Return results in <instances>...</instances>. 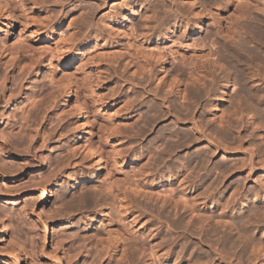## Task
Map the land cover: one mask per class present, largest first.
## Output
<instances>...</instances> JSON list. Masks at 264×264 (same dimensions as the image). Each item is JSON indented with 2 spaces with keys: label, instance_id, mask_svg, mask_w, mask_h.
<instances>
[{
  "label": "rangeland",
  "instance_id": "1",
  "mask_svg": "<svg viewBox=\"0 0 264 264\" xmlns=\"http://www.w3.org/2000/svg\"><path fill=\"white\" fill-rule=\"evenodd\" d=\"M20 1L22 2L21 7L17 3H15L14 0H12V11H11L12 13L11 14L2 10V6L5 5V2L0 1V36L8 28L10 21H12V26H13V29H12V52L10 50H7L5 47H0V51L2 54V56L0 54L1 60H2V69H8L10 71V76L11 75L13 76V78H12V86H13L12 87V95H15V94L20 93V92L22 93V94L21 93L19 94V96L21 95L22 98H19V96H16L11 101V103L13 102L11 109H7L6 107H4V105H2L1 112L3 113L4 111L7 110L6 112L9 113V115L7 116V121L4 123H1V125H0V136L3 135V137L5 136L4 138H7V140H6L7 144H8V146L9 145L11 146V147L9 146V148H11V150H12V148L13 147L15 148V146L17 149L19 146H20V148L21 147L23 148V146H26L27 140L29 139V137L31 135L34 134L33 136L35 138H34L33 146L35 147L36 151L33 147L32 152L36 154V161H35V165L33 166V170L26 172V180H29L30 182L33 181L31 183H34V182L38 183L40 181L42 182L46 178L48 179L52 175L50 178H51V180H53L52 181L53 184H52V189H51L52 194L50 195V199H48L47 201H45L43 203H38V201L34 202L33 211L35 213L34 214L35 217H32L30 221H27V220L24 221L23 216L21 215L22 213H21L20 208L22 207V201H24V203L26 202V204H29V202H31V200H33V198L35 199V198L39 197V195L41 194V191L38 188H36V191L34 193L26 194L20 198L19 197L16 198V196H13L14 198L12 199V196H11L10 199L0 200V228H2V227L5 228L6 237H7L6 241H0V252L4 253V255H8L9 253H12L11 248L13 247L15 249L13 252V255L18 256V259H17L15 264H51V261H52L51 258H53L55 256V254H57V253H59V255H60L61 264H74L75 262H76L75 264H128L127 260H125V262H124L123 258H120L118 256H114L113 251L111 249L109 250V247H108L109 245L107 246L108 248L106 246L104 247L103 245L106 244V243H104L105 241L102 243V246H103L102 247L101 243H100V245H98L99 244V243L97 244L98 241L95 242L94 241L95 239L94 240L90 239L91 236H89L90 240L87 239V236L90 235V233H92L93 231H95V229L97 227L99 228V226L101 225L100 223L97 224L99 217H101V215H102L100 213L101 207L97 203V202H99V200H97V199H99L101 194H102V193H100V191H101L102 185L104 183H101L103 181V179H100L103 177H100V176L96 177V173H97L96 160L94 158H91V157L89 158V155L86 152V149L83 147L85 136H82L78 139L75 138L76 137L75 135H78L79 133H81V130L83 128L84 120L81 117V114H79V106H80L81 102L85 101L89 111L91 112L90 114L93 117H95L96 122L100 123V125L93 127V126H91L92 123L91 122L89 123V121H88V124H86L84 126L85 127L91 126L94 133L96 132L95 130L98 129V126H100L103 129V131H102V129L99 127L101 130L100 134L103 132L102 133L103 135L101 134V136H103V138L108 141L107 142L105 140V142L108 143L107 144L108 148L106 147V152L111 153V158L116 159L117 164L120 166V167L119 166L116 167V165H115V167H116L115 169L116 170L118 169V171H120L121 168L124 171L126 170L128 172V174L126 172L127 176L129 175L130 179L131 178L134 179V180H132L134 183L131 180H130V182H128V184L130 183V186H128V188H130L132 186V183L133 184L136 183L135 186L137 185L136 187L140 188L139 190H136L137 188L133 185L134 188H132V190L134 191V189L136 188L135 191H138L139 195L135 191H134V194L132 195L131 194V192H132L131 188L126 189L127 184L124 185L125 188L122 184H119L118 186L121 185V187L123 186L122 189L123 188L125 189V190L123 189V191L127 190L126 192H124L125 195L128 196V190H129V193L131 194V196H128L131 198L127 197L129 200L127 198H125V199H127L126 201L122 200L121 195H120L121 198L118 197L119 191H118V189H116L117 187H115L117 192L115 191L114 188H113L114 190H112V192L114 191V194L112 193L113 196H115L117 194L118 196L117 195L116 196L118 198H120V200L117 198L118 201L119 202L121 201L120 203H123V206L127 207L128 211L126 213H129V211L132 212L131 215L134 214L133 216L134 217L136 216L134 220L137 221L138 225H140L142 229H144L143 231L145 233H147L146 231H148V233L146 234L147 236H145V235L143 236L142 234L139 233L141 231L140 226H139V228H140L139 229L138 227L134 228L133 225H131L130 219L132 218V216H131V218H129L127 220L125 219L127 221V224L130 225L131 228H133L134 230L137 231L138 237H140V235L142 236L141 238H138V240H137V241H139V240L141 241V242L140 241L139 242L141 243V245L143 244L142 247L141 246L137 247V245L132 246L133 243L131 244V247H130V248L135 247L134 249L136 251L140 250L139 252H137V253H139V255L137 254L138 257L139 256L142 257V255L144 254L143 252H145L144 255H148L149 252H151V251L153 252V250L155 251L156 249L154 248V245H153L154 243L152 244V242H151L152 238H154L158 241L161 234H162V237L164 239H166V237H168V236H169L168 238H170V236H172V237L175 236L173 238L171 237L169 240H168V238L166 239V241L163 240L162 244H163V246L168 245V246H166L167 248L164 246L168 250L171 246L172 248H170V251L174 250V251H172L173 254H175L176 251L177 250L179 251V249H180V253L178 251H177V253L181 254V256H179L180 258L178 256H175L176 254L174 255L175 257L178 258V259L175 258V261H174V259H172V258H174V256L171 258L173 261L170 259L168 261V263L165 260L164 261L162 260L161 261L162 264H166V263L167 264H169V263L170 264H173V263L176 264L175 262H177V264H181V263L184 264L185 262H186L185 264H187V263L188 264H194V262H196L197 258H198L197 261L202 260V262H199V263H203L204 257H205V259L207 258L208 260H211L213 258V260L211 261L212 262L211 264H219V263L220 264H225V263L230 264L231 262H232L231 264H238V263L239 264H247V262L249 264V261H252L253 263L255 262L254 264H264V255H263L264 252H261V254H260L259 253L260 251L258 252V249H257L255 252V258H254L253 250L255 248L252 247V244H251L255 241L257 242L258 240L264 239L263 238L264 232H262L264 230L263 229L264 228V216H262L261 218L259 217V212L260 211L264 212L263 211L264 208L262 209V207H264V192L261 190L262 185L264 183V177H263L264 176V170L258 169L257 171H254L253 176H250V178L248 177V179L245 177L247 175L245 173L242 175L240 173L231 174V172L229 173L228 171H232L231 168L233 169V168L239 166V164L242 161L241 157L240 156L236 157L234 155H231V157L233 158L232 159L229 154H225L224 151L222 150L223 149L222 147H224L225 144L228 145V142H227L228 139H230V140L234 139V140H232L233 142L229 140L228 146H230V144H231V147H228L226 145L224 148H232L233 146H235V148H236L238 143H240V141L242 139L244 141V142L242 141L244 144L243 145L244 150L250 149V151L248 152L249 154L246 157V159H248L251 152H253L255 150L256 144L259 143V141H260L259 138H261L260 136L264 135V133L262 132L263 129L262 128L259 129V126L261 127L262 125H258V127L256 126L257 124L260 123V120H258V116L257 115L255 116V114H253V116H255L257 118L250 116L251 123L253 122V124H251V126L253 125L254 129H253V127H250L248 130H246L243 128L242 123H238L240 126L238 128H241V129H238L235 126L236 124H234V126L236 127V128L234 127V129H235L234 130V129H232L233 127H228L227 125H224V127L223 126L218 127L216 124L214 125L210 122L211 116L206 115V112H207L206 110H209L211 107L210 105H212L213 103H214L212 105L213 108L216 107L215 100H218L219 97L221 96V94L225 93L226 94L225 97H229L228 94H230V96H231V94L235 92L234 89L237 91V89H236L237 86L233 83H230L227 87H225L224 85H223V87L222 86L221 87L214 86L213 91L211 90L210 92H208L209 89L212 87V85H208L207 83L210 81L211 83L210 82L209 83L212 84V80H209L212 78H211V76H208L209 74H207L208 70L210 69L208 67L207 63L204 64V66L206 65L205 68L200 69V70L196 69V67H194V66H192V67L188 66L190 68V69H188L187 67L179 64L177 62V60L174 58L175 57L174 51H170V50H175L176 48H180V44H181V47H183L184 45L185 46L191 45L190 46L191 48H196V45H197V48H199L201 45L202 47H200V48L205 47V50H207V51H209V53H211V55H210L211 58L207 57V56L206 57L208 59L210 58L209 59L210 61L213 60L211 62L214 64L216 62L218 63V61H219L218 58L221 57V54H222L221 51L223 52V48L220 47V46H222V44L218 41L220 43L219 44L215 40L216 38H214L213 35H212L213 38H211V34H208L209 31L211 30L209 28V26H208V30H209L208 32H207V27H202V29L200 31L194 30V28L196 26L195 17H193L194 15L190 14L189 13L190 11H188V8L190 6V5L188 6V4L191 3V2H189L190 0H188V4L186 5L187 9L184 10V13H181L184 17L180 13L179 14H178V12L176 13L175 9H173V11H172V8H174L173 6H178L177 2L179 3V1H177V0H173V1L170 0L169 1L168 0L169 3L165 5V7H166L165 15H166V18H168V19L165 18V20L166 21L169 20L170 24L173 25V27L171 26V28L173 30L169 31V33L167 30H162V28H163L162 26H161L162 28L157 27L158 24H160V25L163 23L165 24L166 21L165 20L163 21L162 19H158L160 21H158L157 19H154L155 21L151 20V25H148V27L146 29L144 23H142L145 20L144 19L145 18L144 11L139 12L134 18H131L129 16H125L126 14L123 13V7L120 5L122 3V0H117V1L106 0V6L97 12L92 11L93 13L90 12V9H89V7L92 5V3H94V2L91 3L92 0H67V1H65V3L62 4V6L60 4L57 5L56 0H20ZM153 1L159 2V0H153ZM193 1L198 2L196 0H193ZM125 2H126V0H125ZM196 7L197 8H195V12L199 11V10L204 11V8H202V7H205V6H201L200 4H198ZM167 9H168V11H166ZM256 16H254L256 19H259V18L263 19V17H261V16H259V17H256ZM11 17H12V19H11ZM186 19H187V21H186ZM152 21L154 24L152 23ZM205 23H206L205 25H207V23H209V22L206 21ZM170 24H169V26H170ZM193 25H194V27H193ZM174 27H176L177 29H174ZM181 28L183 29L182 31H187V33L183 34L182 32H180L179 29H181ZM263 28L264 27H261V30ZM145 30L147 32L151 31V32H149L148 37H147L148 34L146 33ZM129 32L130 33L132 32L133 38H136L134 40L136 42L138 41V44H139V45L135 46V49H134L135 52L130 47V41H129L130 38L128 37ZM160 32H162V33H160ZM263 32H264V29H263ZM125 33L127 34L128 38L126 37ZM159 33L161 36L158 35ZM208 35L210 36L209 38L206 37ZM200 41H202L203 43ZM198 44H200V45H198ZM193 45L195 47H193ZM203 45H204V47H203ZM208 48L210 50H208ZM261 50H263V51H261ZM137 51H139V52H137ZM256 51H259V54H260V58H258V59H264L263 58L264 56H261V54H263V52H264V48L263 49L257 48ZM218 52L220 53V55L218 54ZM135 53L137 55H139L138 58H136L134 56ZM212 54H213L214 59L216 61L213 59ZM216 54H218V55H216ZM140 56L143 58H141ZM133 57H134V59H133ZM140 59H142V60H140ZM204 59L202 58L203 61L201 59L200 60L202 62H204L205 61ZM258 59L253 60V61H255V65L258 64V62L260 61ZM144 60H148L147 62H149V64L152 63V65H150L151 68H149L152 70V71L151 70L149 71V72H151L150 76L147 77V75H149L148 69L144 73L145 75L147 74L146 75L147 78H145V75L140 76V75H136V74L132 73L133 70L136 69L134 67V65L136 66L138 63L141 64ZM60 61L64 62L65 64H62V62H60ZM201 61L199 62V64H201ZM253 61L251 63V67L250 66H249L250 68L248 67L249 68L248 71L247 70L245 71V74L247 76L250 75V78L253 76L252 77V81L254 80L253 83L256 81L260 82V83L256 82L255 85L257 86V88L259 90H261L262 94H264V92L262 91L264 88V77H262V76H264V73H259L260 70H261V72H264L263 71L264 68H261L260 70L258 68V67H264V62H263V60H261V62H263V63L259 62L260 66H259V64H258V66L256 65L258 70H255L256 67L255 66H254L255 68L252 67L254 65ZM217 63H216V65H218ZM126 66L128 68L133 67L130 70L131 72L127 70L128 68ZM193 67H194V70L196 69L195 70L196 72L198 71L199 74L202 75V76L197 75L198 72L194 73L195 76L197 75V77L200 78L199 84H201V83L203 84V83H205V81H207V82L205 84H203L204 86L201 84L199 89L202 91H200L198 89L199 92L197 91V88H194L192 86L188 87V88H192V90L196 91L194 93H196V94L198 93L197 94L198 96H199L200 92H201L200 94H202L204 92L205 94L208 93V95H204V93H203L202 95H204V96L200 95L199 97L200 98L204 97L205 99L201 98L202 99L201 100L198 97H196V99H195L194 93H192L193 91L190 92L191 89L190 90L188 89V91H189L188 95L190 93H192V94L189 95L187 97V99L183 100L182 94H184V91H182V89H184L187 86V85H185L184 82H187L186 84H188L190 82V81H188L189 78H187V77L190 76L189 73L192 75V70H193L192 68ZM11 68H12V71H11ZM172 68L176 69L178 72L180 70V75H182L183 77L180 76L179 77L180 79H179L176 76L179 79V81H176L177 78L175 77L176 78L175 82H179V84L181 86L179 87L178 91H177V89L168 90L167 89L168 86L167 87L165 86L166 88L164 87L163 89L160 90V94L161 95L165 94V96H167L169 94L168 96L170 97V99L167 96V99L169 100V102L172 103L173 106L177 105L176 107L182 108V109L177 108V111L175 109V112H178V114L177 113L176 114L178 116H180V118H182L183 120L186 118H188L190 120L195 119L194 123L196 122L197 126H199L201 129L203 128V132L206 131L207 134H209V132H210L209 137L213 138V139H211L214 142L213 144L216 145L217 147L221 148V149L218 148L217 151L215 150L216 152L206 142H204L205 144L202 143V145L201 144L200 145L199 144L198 145L192 144V145H190V147L188 146V148H187V146L186 147L184 146V147H182V150L180 152L175 153L172 150L173 145L175 143L174 139H173L174 137H172V134H169L166 130L167 129L169 131L172 130L173 132H175V130H176L177 132H179L178 130L184 129V131L182 130V133L185 132L186 134L189 133V135H193L192 136L193 138L191 137V139L193 140L195 136L191 130L193 127L192 124L190 127V125L186 123V125L184 126L185 128L176 126V127H174L175 130H173L174 129L173 127H172V129H170V128H171V126H175V122L171 118H167L166 120L155 122L156 117L153 115V113L155 114L156 112L155 111L153 113L151 112L153 110L152 106L154 107L155 101L153 99H151L152 97H150V96L152 95V91H154L153 89L156 88L155 87L156 84L158 85L160 83V80H158V79H160V77H162V76L167 75V73L170 70H172ZM207 68H208V70H207ZM252 68H254V70ZM165 69H167V70L164 71ZM194 70H193V72H194ZM204 70L207 72L205 73ZM251 70L254 71V72L253 71L251 72L252 75L250 74ZM184 71H185V73H184ZM188 71H189V73H188ZM219 71L220 70H218V73H219ZM152 72H153V74H152ZM209 72H213V69L209 70ZM3 75H4V73L0 72V79H2ZM203 76L208 77L207 80H204L205 78L203 79ZM257 76H258V78H257ZM171 77H170V79L168 78L167 85H168V83H170L169 80H172L174 78V74H173V78H171ZM193 78H195V77H193ZM260 78H262L263 81ZM51 79H54L56 84H52V82L50 81ZM69 79L70 80L71 79H75V80L77 79V81L80 80L81 82H84L85 93L90 95L92 97V99H94V100L89 99L90 96L88 98V97L84 96L83 93H82L83 95L81 93H78L76 96L74 95L73 101H66V99H65L66 91L63 89V87H64V83L66 81H69ZM121 79H123V81ZM146 79H148V80H146ZM201 79H203L204 82ZM181 80H182V82H181ZM20 81H21V83H20ZM124 81H126V82L124 83ZM121 82H123L124 84H122ZM131 83L133 84V86ZM206 84L208 85V87ZM134 85H135V87H134ZM205 85H206V87H205ZM230 86H232V89ZM18 89H19V91H18ZM203 89H205V90L203 91ZM206 90H208V91H206ZM149 91H151V95H150ZM215 91H217V92H215ZM231 91H233V92H231ZM146 92H148V93L146 94ZM165 92L168 94L166 95ZM177 92L179 94H177ZM211 93L214 95H212ZM217 93H219V94H217ZM170 94H172V95H170ZM180 94L182 97L180 96ZM215 94H216V96H215ZM217 95H218V97H217ZM79 96H81V97H79ZM191 96L193 97L192 99H191ZM208 96H209V98H208ZM84 97H86V98H84ZM26 99H27V101H26ZM205 100L209 101V102H207V104L209 103L208 104L209 106L205 104L206 103V102H204ZM227 100H228V98H227ZM23 101H26L27 103L26 102L22 103ZM192 101H193L192 104L193 105L197 104L198 107L195 106V108H194V106L191 104ZM198 101H199V103H198ZM257 102H258V100L256 99V103L254 102L252 104L253 106L251 105V107L253 109L255 107L256 110L257 109L258 110H264V101L263 102L261 101L259 103L261 105L257 104ZM76 103H77V106L79 105L78 108L76 106ZM151 104H153V105H151ZM190 104H191V106H190ZM201 104H202V106H200ZM227 104H228L227 101H224V102L222 101V103L220 104L221 108L225 107L224 105H226V107H227ZM149 105H151V106L149 107ZM155 105L157 106V103ZM180 106H183V107H180ZM204 106L205 107L207 106V108L209 107V109L205 108V110H204V108H203ZM262 106H263V108H262ZM21 107L26 108V112H25L26 114H22V108ZM147 107L151 108V109H148ZM184 107H186V110L189 107H190L189 109H191L192 107H193V109L187 110V112L185 114L186 110L184 111ZM146 109L148 111L150 110V113H152V115H153V116L152 115L151 116L153 118H155V120L153 118H151V120L152 119L154 120L155 124L152 120V124H154V125H151L148 127H145L144 125H142L145 123V121H144L145 118H142L143 116L144 117H151V116H148L149 114L148 115L146 114V113H148V111H146ZM179 111H181V112H179ZM188 111H190V112H188ZM144 113L146 114V116ZM179 113H180V115H179ZM181 113H182V115H181ZM187 113L189 114L188 116H187ZM191 113H192V115H191ZM202 117L204 118V120L202 119ZM209 117H210V119H209ZM22 118H24V119H22ZM254 120H255V122H254ZM256 120L259 123L256 122ZM246 121L243 120L244 123ZM254 123H257V124L255 125ZM101 125H103V126H101ZM225 127H227V129H225ZM242 128H243V130H242ZM251 128L254 131L251 130ZM244 130H246V131L244 132ZM249 130H251L252 133ZM163 131H166V132L164 133ZM211 131H213L212 134H211ZM247 131H249V133ZM117 133H119L120 135ZM252 134H254L255 136ZM257 134L258 135L261 134V135L258 136ZM231 136H233V137H231ZM235 136H237V137H235ZM158 137H160L162 139V141H158ZM252 137L254 138V140ZM170 138L173 140H171ZM249 138L250 139L252 138V139L250 140ZM2 139L3 138H0V140H2ZM209 139L210 138H208V141H210L209 143L212 144V141ZM239 139H240V141H239ZM256 139H257V141H255ZM258 139H259V141H258ZM116 140L119 142H117ZM3 141H5V140H3ZM166 141H167V143L165 144ZM215 141L218 143V145ZM42 142H43V145H42ZM230 142H232V143H230ZM234 142H236V143L238 142V143L235 144ZM255 142H257V143H255ZM154 143H155V145H154ZM71 144H72L73 148L75 147L74 156L72 154L73 152L67 151L68 146ZM109 144H110V146H109ZM112 144H114V146ZM163 144H164V147H162ZM221 144H224V146L223 145L221 146ZM170 145H172V146L170 147ZM249 146H251V147H249ZM110 147H112L113 149L116 148L118 150V152L116 149H114L115 151L112 149H109ZM169 147L172 149H170ZM163 148L164 149L166 148L165 150H168V152L165 153V151H163L164 150ZM161 149H163V150L161 151ZM211 150L214 151L215 153L212 154ZM145 152H147V154H149V155H147ZM161 152H163V153H161ZM169 152H170V156H169ZM85 153H87V154H85ZM107 153H106V156L107 155L110 156V154H107ZM164 153H165V155L168 153L167 155L169 157L168 158L166 155V159H164L165 161L160 160L161 159L160 157H162V159H163V157L165 156V155L161 156V154H164ZM196 153L197 154H202V153L206 154L204 157V159H206L205 160L206 162L203 159L202 162L200 161L197 163L198 165L201 163L199 165V167L201 166L200 167L201 169L198 167V165L196 163H194V165H192L193 163H190V161H189L190 157ZM133 154L137 157H135ZM138 154H141V155L139 156ZM207 154H208V156H207ZM118 155H119V157H118ZM122 155L124 156V159H123ZM142 156H144V157H142ZM184 157H186V158H184ZM260 157H262L261 159H263L264 155L261 153L260 154L258 153V155H257V152L253 155V160L256 161L255 164L259 163V159L257 160L256 158H260ZM109 158L110 157H108L107 160ZM142 158H144L143 161H142ZM136 159H139V161ZM145 159L146 160L148 159V161L150 160L149 163H148V161L146 162L147 165L144 163V161H146ZM119 160H120V162H119ZM154 160H157V161H154ZM180 161H182V162H180ZM225 161L228 163L230 161V162H232V164H231V166L228 165V167H229V170L227 168L228 171L226 169L222 170L221 175H220L218 173V170L221 169V168H219L220 164L224 163ZM263 161H264V159H263ZM1 162H3L2 159H0V163ZM141 162H142V165L138 166V163H141ZM150 162L154 163L153 166H152V163H150ZM179 162H180V165H179ZM143 163H144V165H143ZM183 164H186L188 169L186 168V165L184 166ZM204 164H207V165L205 166ZM218 164H219V167H218ZM102 165L103 164H101V166H100L101 170L99 172L101 174L105 173L104 174V177H105V175H107L109 172L111 173V169H109V167H107L109 165V166H111L110 168H112L111 161L105 162L106 167H104V165L103 166ZM172 165H174L175 168ZM181 165H182V167H181ZM188 165H189V167H188ZM202 165L205 166L204 167L205 169L203 168L204 170H202V167H203ZM193 166H196V167L194 168ZM256 166L257 165H255V168H257ZM102 167H104V169ZM142 167H143V170L141 171L140 169H142ZM170 167L172 168V170L169 169ZM192 167L195 169L194 172H193ZM214 167L215 168L218 167L216 169V171H214L215 170ZM138 168H140V169H138ZM197 168L200 170L199 173H197L199 171ZM190 170H192V171H190ZM220 171L221 170H219V172ZM225 171L228 172L230 175L228 174V176H227L226 175L227 173H224ZM222 174H223V176H222ZM55 175L60 176L57 179V182L54 181V178L52 179V177H54ZM141 175H142V179H144L146 181L143 180V182H142V179H140ZM182 175L185 179L184 178L182 179ZM224 175L226 176L225 180H224V177H225ZM74 176L77 178H79L80 176L83 177L84 180H80V182H78V185L80 183L81 188L88 187V189H90V194L92 193V197H93V194L96 196V197L95 196L93 197L95 199L96 203H95L94 199H92L94 202L91 201L92 204L89 205V207L88 206L86 207L83 203H80L82 200H80L78 195H73V191L77 190L79 187L78 185L76 186L74 183V181H75ZM129 176H128V178H129ZM136 178H138L139 180H137ZM259 178H261V179L259 180ZM97 179L100 182L97 181ZM181 180H184V181H181ZM187 180H189L190 182ZM203 180H204V182H203ZM208 181L209 182L211 181L210 183L212 185L214 184L213 186H216L214 190L210 189V191H209V188H211V187L214 188V187L212 185H209L210 183ZM255 181L256 182L260 181V183L257 182L258 184H260V186L257 185V183ZM0 182H2V181H0ZM177 182H179V183H177ZM207 182H208L209 187L206 185ZM220 182L222 185L220 184ZM6 183L9 185H12L14 187V188H12V186H10V191H12V193L14 192L13 190H17V189L22 187V186L18 187L19 186L18 184H20V183H16L13 180L12 181L8 180ZM216 183L219 186L218 188H217ZM233 183H234V185L236 183V186H238V187L242 186L243 188L241 187V189H239L240 187L236 188V186H234L236 189V190H234ZM42 184H43V182H42ZM138 184H140L142 186H140ZM182 184H183V186L185 184L188 186H186V185H185V187L182 186L183 188L181 190L180 187ZM237 184H240V185H237ZM243 184H244V186H243ZM189 185H190V187H189ZM191 186H192V188H191ZM250 186L252 188H250ZM258 186L260 189L258 188ZM121 187H120V189H121ZM248 187L250 189H252V191ZM256 187L259 190H257ZM144 188H146V189H144ZM185 188H187L188 190ZM203 188H204V190H203ZM247 188L249 191L247 190ZM88 189H87V191H89ZM95 189L96 190L99 189V191L98 190L97 191L100 195H98V193H96L97 194L96 195L94 192H92V191H96ZM245 189L247 190V193H244V192H246ZM253 189H254V191H253ZM84 190H86V188ZM102 190H104V185H103ZM185 190L187 192H185ZM239 190H241V191H239ZM255 190L258 192H256ZM199 191L201 194V195L199 194L201 196V198H199L198 196L196 198V195L199 193ZM235 191H236V193H235ZM101 192H103V191H101ZM184 192H185V194H184ZM203 192H205L204 196H206L205 197L206 199L203 198L204 197ZM228 192L230 193V195H231V192L232 193L234 192L235 194L233 193L234 195L232 194V196H230L228 194ZM241 192H243L247 196L246 195L243 196L244 194ZM253 192H255V193L253 194ZM149 193L153 196H150ZM256 193H258V195H256ZM135 194H137L138 196L137 195L134 196ZM208 194H209V196H208ZM252 194L254 196L255 195L256 196L254 197ZM192 195H195V196H192ZM73 196H76L75 198L78 197L79 199L77 198L78 200L76 199V201H75V198ZM139 196H140V198H139ZM227 196L228 197L230 196L235 202L238 201V203H240V205L238 203L235 204L234 201H233L234 203L231 202L232 199H229L230 197L227 198ZM237 196H239L240 198ZM115 197H114V202L116 204H114V205L116 206L118 201H116L117 199ZM150 197H152V198H150ZM168 197L170 198V201L172 200L171 202L169 201L170 203L168 202L170 206L168 205V203H165L166 205H164V203H163L164 198L167 199ZM249 197H251L253 200ZM65 198L69 199V200L67 199L68 202H65ZM71 198H73V200ZM195 198L197 199V201L200 204L196 201ZM226 198L229 200L228 206L226 204V203H228V202H226L228 200H225ZM193 199H195L196 202ZM177 200L182 201V202L183 201L186 202V204H188V206L183 202V203H177L176 207H174L175 206L174 201H177ZM218 200H219V202H218ZM155 201H157V202H155ZM204 201H205V203H204ZM119 202H118L117 206H119V208H120V205H122V204H120ZM125 202H126V205H124ZM128 202H129V204L127 206ZM190 202L191 203L194 202V203L190 204ZM12 203H14V204H12ZM70 203H71V205H67ZM82 204H83V206H82ZM172 204H173V207L171 206ZM178 204H179V206H178ZM180 204H182V205H180ZM189 204H190V206H192V208L194 207L195 209H192V208L188 209ZM221 204H222V206H221ZM250 204L253 206H251ZM262 204H263V206H262ZM97 205H98V208H97ZM130 205L131 206L133 205V207H132L133 209L131 208ZM183 205H186L187 208L184 207ZM199 205H200V207L201 206L202 207L201 208L198 207ZM203 205L204 206L206 205V206L204 207ZM210 205H211V207H209ZM235 205L237 206V208ZM90 206H92L93 209ZM160 206L163 208H161ZM207 206H208V208H207ZM134 207H135V209H134ZM177 207L178 208L180 207L181 209L180 208L178 209ZM255 207L257 208V210H260L257 213L258 216L253 214V218H250L251 215L249 216V213H251ZM94 208H96V209H94ZM184 208L188 209V211L186 209L184 210ZM196 208L197 209L199 208V209L196 211ZM218 208L221 209V212H219L220 210ZM243 209H246V211H244ZM250 209H251V211H250ZM121 210L123 211V209H121ZM192 210H195L196 212L192 211ZM247 210H249L250 212ZM240 211L242 213H240ZM197 212H199L200 216L205 215L206 213L207 214L210 213L212 218L214 217L213 221L211 219L210 214H209L210 217H206V216L203 217L202 216L203 217V219H202V217L200 218V216L197 214ZM227 212H228V214H227ZM124 213L125 212H122L123 215H126ZM157 213H158V216H157ZM162 213H163V215H162ZM164 213H166V214H164ZM167 213H168V215H167ZM195 213L197 214L196 216H195ZM238 213H240V214H238ZM243 213L246 214V216ZM56 214L60 217H58ZM114 214H116V213L114 212ZM260 214L263 215V213H261V212H260ZM137 215L140 217H138ZM164 215H166V216H164ZM181 215H182V217L179 219V217ZM236 215H238V217ZM37 216H39L41 218V220L43 219L45 221L44 224H46L48 229H49V230H47V233H46V243L42 249V251H43L42 253H41V251H39V248H38L39 245L37 243L41 241L39 236L42 235L41 233H43V230L41 229V227H38L37 224L35 223V221H36L35 219ZM223 216H225V221H224ZM235 216H236V218H235ZM244 216H245V218L249 216L248 218H250V219H254V217H255V220H253V221L256 222V220H257L259 227L257 224H256V226L251 225L252 223L255 224L252 221L249 222L251 224H249L248 222H247L248 224L247 223L245 224V222H244V225H246L245 229L248 228L247 226H250V227L252 226L254 228L249 227L248 230L246 229L247 231L244 230L246 234L244 232L243 233L240 232L242 235L241 234H239V235L242 237L246 235L247 238L248 237L253 238V240L251 238H250L251 240H248L249 238L244 239V240H246V243L249 241L248 243L251 245V247H250V245L246 244L247 246L245 245V248H248L247 251H243L241 249V247H239V248L233 247L234 249L231 248L230 250H233L234 252L231 253L229 251V249L228 250L223 249L222 239L220 240V237L222 236V234H226V232L229 233L230 227L235 228L234 224L238 222L235 220H238L239 217H240V219H242L241 217H244ZM257 217L261 220L258 221V219H256ZM52 218L54 220H52ZM61 218H62V221H61ZM198 218L202 219L201 223L202 224L204 223L203 225L201 223H199L200 221H198V220H200V219H198ZM207 218L209 220H207ZM245 218H243V219H245ZM169 220H170V222H169ZM222 220H223V226L221 227V225H222L221 221ZM172 221L177 222V223L179 222V226H180L179 229L180 230L178 229V230L174 231L173 228H172L173 230H171V227H172L171 222ZM203 221H205V222H203ZM219 221H220L221 225H220ZM232 221H234L235 223ZM247 221H249V220H247ZM54 222H56V223H54ZM95 222H96V225H94ZM141 222L143 225H141ZM197 222H198V224H197ZM207 222L209 224H207ZM217 222L219 224H217ZM229 222L231 224L233 223L232 224L233 226H231V224ZM180 223L182 224V226H184V228L181 227ZM260 223H261V226L263 225L262 227L260 226ZM51 224H53V225H51ZM90 224H91V226L94 225L92 229H90ZM224 224H227V226L229 224V227H228L229 229L228 228L226 229L227 226ZM207 225H209V226H207ZM145 226H146V228H145ZM200 226H201V228H200ZM204 226H206V227H204ZM210 226H211V229L213 227V229H216V230L221 227L219 230H217L218 232L215 231L218 234L217 233L213 234V232L212 233L210 232L212 235L217 236V239H219L221 241V243H219L220 241H218L217 239H211L213 236L209 237L210 233L208 231L210 229ZM147 227H149V228H147ZM185 227L188 229V231L187 230L185 231V229H186ZM208 227H209V229H208ZM4 228H2V229L4 230ZM52 228H53V230H52ZM205 228H206V230H208V231L205 230L206 233L203 232ZM222 228L226 229V231H224V229H222ZM234 228H231V230H233ZM258 228H260V229L258 230ZM213 229H212V231H213ZM149 230H151V231H149ZM182 230L185 234L184 236H183V234L181 235V233H183ZM255 230H257V231H255ZM153 231L155 234L153 233ZM191 231H193V232L195 231L194 233L198 237L194 236L195 234ZM196 231H197V233H196ZM222 231H223V233L221 234ZM156 232H158V233H156ZM198 232H199V235H197ZM235 232H231V233H234V236H235V234L238 235L237 232L236 233ZM247 232H249V233H247ZM260 232H262L263 235ZM39 233H40V235H39ZM152 233H153V235H152ZM188 233L194 234V235H190ZM83 234H84V238L86 237L85 239L82 237ZM204 234L206 236L202 237V235L204 236ZM248 234H249V236H248ZM165 235H167V236L165 237ZM179 236H181V237H179ZM182 236H183V238H182ZM207 236L210 239L207 238ZM255 236L258 238V240H254V238L257 239ZM101 237H103V239H104V236H101ZM191 237H192V239H191ZM149 238H150V240H148ZM176 238H178L179 240L181 238L182 239L179 241ZM184 238H187L189 240L188 241H186V239L183 240ZM203 238L206 239V243L212 241L211 242V245H212L211 248L213 247V245H216L213 247L216 250L211 249V251H210L208 249L205 250V248L203 249L202 247H200V249L202 248L203 251H201L198 248L199 250L194 249V250H192L193 252H190L191 247H196L199 245V244H197L198 242H196V241H198V239L204 240ZM162 239H161V241H162ZM172 239H173V241H172ZM156 240L154 242H157ZM182 240H183V242L181 244ZM207 240H208V242H207ZM214 240H216V242H214ZM164 241L166 243H164ZM171 241L173 242V244L175 246L172 245V243H170ZM251 241H253V242H251ZM186 242H188V243H186ZM192 242H194V243H192ZM204 242H205V240H204ZM184 243H185V245H184ZM177 244H179L180 246L182 245V248L179 247V245H177ZM208 244H210V243H208ZM16 245H18V246H16ZM150 245H151V247H153V249L151 248V250H150ZM138 246H139V244H138ZM174 247H176V248L174 249ZM188 247L190 248V250ZM219 247L220 248L222 247V248L220 249ZM217 248H219L220 250L229 251L228 253H229L231 258L229 256L228 257L231 260H229V258L226 257L228 255V253H226L227 254L226 255L224 253L225 251L224 252L222 251V254L224 253L222 255L220 253V250ZM251 248H253V249L251 250ZM181 249L182 250L186 249L185 250L186 253L184 250L181 251ZM141 250H142V252H141ZM217 250L219 252H217ZM244 250H246V249H244ZM106 251H108V252H106ZM194 251H195V253H194ZM196 251H198V252H196ZM241 251L243 252V254ZM104 252H106V253H104ZM140 252L142 255H140ZM189 252L192 254L190 255ZM205 252H206V254L204 255V257L202 256V258H201L200 256L202 254H204ZM211 252H213V253L216 252L218 255L216 253H215L216 256L213 255V253L211 255H209V253H211ZM244 252H246L247 254ZM63 253H65V254H63ZM79 253H80V255H79ZM159 253L160 252H158V255L161 254V253L160 254ZM197 253L198 254L202 253V254L201 255L199 254V257H198ZM251 253H253V255H252L253 257L251 256ZM61 254L63 255L64 258L67 256L66 258L75 257V259L73 258V259H69V260L66 259L65 260L64 258H61L62 257ZM234 254H235V256H234ZM183 255H184V257H183L184 259L182 258ZM207 255L209 258L207 257ZM219 255H222V257ZM256 255L258 258L256 257ZM192 256H194L195 261L192 260L193 259ZM241 256H242V258H241ZM245 256L248 257V259L244 258ZM187 257H190V258L187 259ZM218 257H219L220 261L218 260ZM220 257H221L222 261H221ZM238 258L241 259L239 262L237 261ZM251 258L254 261L249 260ZM118 259L119 260L122 259L123 261L121 260V262H118L119 261ZM185 259H187V261ZM190 259H191V261H189ZM223 259H225V260H223ZM256 259H257V261H256ZM208 260H205L204 263L207 261L205 264H210L209 263L210 261L208 262ZM226 260L227 261L229 260V261L227 262ZM3 262L4 263L6 262L5 264H8L6 259H4V260L0 259V264H4ZM195 264H198V263H195Z\"/></svg>",
  "mask_w": 264,
  "mask_h": 264
},
{
  "label": "bare ground",
  "instance_id": "2",
  "mask_svg": "<svg viewBox=\"0 0 264 264\" xmlns=\"http://www.w3.org/2000/svg\"><path fill=\"white\" fill-rule=\"evenodd\" d=\"M0 1H3V2H5V5L4 6H2V10L3 11H5V12H7V13H12L11 11H12V0H0ZM65 1H67V0H56V4L58 5V4H60L61 6H62V4L63 3H65ZM111 1H117V0H111ZM170 1V0H169ZM169 1L168 0H159V2H155V1H153V0H126V2H125V0H122V3L120 4L122 7H123V13L124 14H126L125 16H129V17H131V18H134L139 12H142V11H144V16H145V20H144V22H142V23H144V25H145V28L147 29V27H148V25H151V20H153V21H155L154 19H162L163 21L165 20V18H166V15H165V9H166V7H165V5L166 4H168L169 3ZM173 1V0H172ZM177 1H179V3L177 2V4H178V6H173L174 8H172V11H173V9H175V11H176V13L178 12V14L180 13H184V10L185 9H187V7H186V5L188 4V0H177ZM196 1H198V2H195V1H193V0H190L189 2H191L190 4H188V6H189V8H188V11H190L189 13L190 14H193L192 16L193 17H195V21H196V26H195V28H194V30H198V31H200L201 29H202V27H207V32L209 31L208 30V26H209V28L211 29L210 31H209V33L208 34H211V38H213L212 37V35L214 36V38H216L215 40L218 42H220L221 44H222V46H220L221 48H223V52L221 51V57H219L218 59H219V61H218V65H216V63L214 64V63H212L211 61H213V60H209L211 57H210V55H211V53H209V51H207V50H205V47H204V45H203V47L204 48H200V47H202L200 44H198V45H200V47L199 48H197V45H196V48H191L189 45V47L188 46H183V47H181V44H180V48H176L175 50H170V51H174V58L177 60V62L179 63V64H181V65H183V66H185V67H187L188 69H190L189 67L191 66H194V67H196V69H198V70H200V69H203V68H205V66H204V64L205 63H207V65H208V67L210 68L209 70H211V69H213V72H209V70H208V68H207V70H208V72L207 71H205V73L207 72V74H209L208 76H211V78L212 79H209V80H212V84H210L209 82L207 83L208 85H212V87L209 89V91L208 90H206V91H208V92H210L211 90L213 91V87L214 86H218V87H223V85L225 86V87H227L230 83H233V84H235L236 86H237V91L234 89V93H232L231 94V96H230V94H228L229 95V97H225L226 96V94L225 93H223V94H221V96L219 97V99L218 100H215V104H216V107L215 108H213V104L212 105H210L211 107H210V109H209V107L207 108V106L205 107H203L204 108V110H205V108L206 109H209V110H206L207 112H206V115H210L211 116V119H210V117H209V119L211 120L210 122L212 123V124H216L218 127H224V125H227L228 127H233L232 129H234V127L236 126L237 128L238 127H240L239 126V124L238 123H242V125H243V128L244 129H246V130H248L250 127H253V125L251 126V124H253V122L251 123V118H250V116H253V114H255V116L257 115L258 116V120H260V123L256 120V122H258L259 124H257V123H254L257 127H258V125H262L261 127L259 126V129L260 128H262L263 129V133H264V110H256L255 109V107H254V109L256 110H254L252 107H251V105L255 102L256 103V99L258 100V102H257V104H259L261 101L263 102L264 101V94H262V92H261V90H259L258 88H257V86L255 85V83L256 82H259V81H256V82H254L253 83V81H252V77L250 78V75H246L245 74V71L247 70L248 71V69L251 67V63H252V61L253 60H255V59H258V58H260V54H259V51H256V49L258 48H264V32H263V29L261 30V27H264V0H196ZM14 2L15 3H17L20 7H21V1L20 0H14ZM92 2H94V3H92ZM91 3H92V5L89 7V9H90V12H97V11H99V10H101V9H103L105 6H106V0H92L91 1ZM108 3V2H107ZM90 4V3H89ZM198 4H200L201 6H205V7H202V8H204V11L202 10V11H196L195 12V8H197L196 6L198 5ZM170 6V5H169ZM168 6V7H169ZM176 7V8H175ZM186 7V8H185ZM171 8V7H170ZM171 10V9H170ZM198 10V9H197ZM166 11H168V9L166 10ZM92 12V13H93ZM195 12V13H194ZM167 13V12H166ZM182 15V14H181ZM185 15V14H184ZM257 15V16H256ZM183 16V15H182ZM254 16H256V17H259V16H261V17H263V19L261 20L260 18L259 19H256ZM139 17V16H138ZM184 17V16H183ZM187 18V17H186ZM11 19H12V17H11ZM166 19H168V18H166ZM156 20V21H157ZM153 21H152V23H153ZM158 21H160V20H158ZM162 21V22H163ZM166 21V20H165ZM186 21H187V19H186ZM206 21H208L209 23H207V25H205L206 23ZM158 23V22H157ZM154 24V23H153ZM169 24H170V21L169 20H167L166 22H165V24L163 23V24H158V26L157 27H161L162 28V30H167L168 31V33H169V31H171V30H173L172 28H171V26L173 27V25H171L170 24V26H169ZM189 24V23H188ZM160 25V26H159ZM150 27V26H149ZM193 27H194V25H193ZM144 28V29H145ZM160 28V29H161ZM12 29H13V26H12V21H10V23H9V26H8V28L4 31V33L0 36V47H5L7 50H10L11 52H12ZM158 29V28H157ZM174 29H177L176 27H174ZM183 29L181 28V29H179V31L180 32H182L183 34H186L187 33V31H182ZM188 30V29H187ZM146 31V30H145ZM159 31V30H158ZM178 31V30H177ZM149 32H151V31H149ZM149 32H147L146 31V33L148 34H146L147 35V37L149 36ZM156 32V31H155ZM206 32V31H205ZM204 32V33H205ZM206 32V33H207ZM160 33H162V32H160ZM160 33L158 34V35H160ZM126 34V33H125ZM152 34V33H151ZM140 35V34H139ZM204 35V34H203ZM151 36V35H150ZM161 36V35H160ZM126 37H127V34H126ZM128 37L130 38V47L134 50L135 49V46H137V45H139L138 44V41L136 42L134 39H136V38H133V35H132V32L130 33H128ZM127 37V38H128ZM135 37V36H134ZM137 37V36H136ZM164 37V36H163ZM206 37H210L209 35L208 36H206ZM145 38V37H144ZM199 38V37H198ZM200 39V38H199ZM200 42H202V41H200ZM218 42V43H219ZM203 43V42H202ZM201 43V44H202ZM219 43V44H220ZM183 44V43H182ZM197 44V43H196ZM218 44V45H219ZM187 45V44H186ZM129 46V45H128ZM179 46V45H178ZM193 47H195L194 45H193ZM208 50H210L209 48H208ZM221 50V49H220ZM219 50V51H220ZM261 51H263V50H261ZM134 52H135V50H134ZM137 52H139V51H137ZM261 53V52H260ZM0 54H1V51H0ZM218 54L220 55V53L218 52ZM218 54H216V55H218ZM263 54H264V52H263ZM263 54H261V56H264ZM1 56H2V54H1ZM1 56H0V72H3L4 73V75H3V77H2V79H0L1 81H0V112H1V107H2V105H4V107H6L7 109H11V107H12V104H13V102L11 103V101L16 97V96H19V94L21 93H17V94H15V95H12V78H13V76L11 75L10 76V71L8 70V69H2V60H1ZM134 56L136 57V58H138L139 57V55H137L136 53L134 54ZM210 57L209 59L207 58V57ZM212 56H213V54H212ZM141 57V56H140ZM216 57V56H215ZM141 58H143V57H141ZM147 58V57H146ZM202 58L205 60L204 62H202L203 60H202ZM207 58V59H206ZM262 58V57H261ZM264 58V57H263ZM133 59H134V57H133ZM145 59V58H144ZM148 59V58H147ZM202 61H201V60ZM213 59H214V56H213ZM217 59V60H218ZM137 60V59H136ZM140 60H142V59H140ZM201 61V64H199V62ZM215 60V59H214ZM258 60H260L259 62H261V60H263V62H264V59H258ZM135 61V60H134ZM138 61V60H137ZM148 60H144L141 64L140 63H138L136 66L134 65V67L136 68L135 70H133V74H136V75H140V76H142V75H145L144 73L147 71V69H148V72L151 70V69H149V68H151V66L150 65H152V63L151 64H149V62H147ZM216 61V60H215ZM214 61V62H215ZM60 62H62V61H60ZM59 62V63H60ZM141 62V61H140ZM259 62H258V64H259ZM263 62H261V63H263ZM62 64H65L64 62H62ZM178 64V65H179ZM254 64V65H253ZM253 66L252 67H256V65L258 66V64H256L255 65V61H253ZM263 65V64H262ZM180 66V65H179ZM189 66V67H188ZM250 66V67H249ZM259 66H260V64H259ZM12 67V66H11ZM127 67V66H126ZM130 67V66H129ZM181 67V66H180ZM194 67L192 68L193 70H194ZM249 67V68H248ZM254 67V68H255ZM128 68V67H127ZM133 67H131V68H128L127 70L128 71H130L131 69H132ZM186 68V69H187ZM254 68H252L253 70H254ZM259 68V70L261 69V68H264V67H258ZM258 68L256 67V69L255 70H258ZM153 69V68H152ZM195 69V70H196ZM167 69H165L164 71H166ZM193 70H192V75L196 72L195 70H194V72H193ZM218 70H220L219 71V73H218ZM253 70H251L250 71V74H251V72L253 71ZM263 70V69H262ZM11 71H12V68H11ZM152 71V70H151ZM183 71V70H182ZM203 71V70H202ZM264 71V70H263ZM27 72V71H26ZM117 72V71H116ZM127 72V71H126ZM131 72V71H130ZM147 72V73H148ZM168 72V71H167ZM198 72V71H197ZM196 72V73H197ZM254 72V71H253ZM129 73V72H128ZM150 73L151 72H149V75H147V77L148 76H150ZM184 73H185V71H184ZM188 73H189V71H188ZM259 73H264V72H261V70H260V72ZM152 74H153V72H152ZM173 74H174V78H173ZM187 74V73H186ZM203 74V73H202ZM206 74V75H207ZM255 74V73H254ZM257 74V73H256ZM146 75H145V78H147L146 77ZM189 75L191 76H188L187 78H189V80L188 81H190L188 84H186L187 82H184L185 83V85H187L184 89H182V91H184V94H182V96H183V100H185V99H187V97L189 96V95H191L192 93H194V92H196V91H194V90H192V88H188V87H194V88H197V91H198V89L200 88V86H201V84H199L200 82V78H198L197 77V75H200L199 74V72H198V74L195 76V74L192 76L190 73H189ZM205 75V74H204ZM230 75V76H229ZM252 75V74H251ZM259 75V74H258ZM139 76V77H140ZM161 76V75H160ZM172 76V77H171ZM179 78L180 76H182V75H180V70H179V72L176 70V69H173L172 68V70H170L168 73H167V75H165V76H162V77H160V79H158V80H160V83L157 85L156 84V88H154L153 90L154 91H152V95H151V91H149L150 92V97H152L151 99H153L154 101H155V104L157 103V106L154 104V107L152 106V113L155 111L156 113L154 114L153 113V115L156 117V121L155 122H158V121H163V120H166L167 118H171L172 120H174V122H175V126H171V128L170 129H172V127L174 128V127H176V126H178V127H182V128H185L184 126L186 125V123L187 124H189L190 125V127H191V124H192V133H194V139L192 140L191 139V137L193 136V135H189V133L188 134H186L185 132L184 133H182V130L184 131V129H180V130H178L179 132H177L176 130H175V128L173 129V130H175V132H173L172 130L171 131H169L167 128V132L169 133V134H172V137H174L173 139H174V145H173V149L172 148H170L172 145H170V149H172L173 150V152H175V153H178V152H180L181 150H182V147H186L187 146V148H188V146L190 147V145H192V144H196V145H202V143H204V142H206L211 148H213L214 149V151L216 150H218V148H220V147H217L216 145H214L213 143V141L211 140V139H213V138H211V137H209V134H210V132H209V134H207L206 133V131L205 132H203V128L201 129L199 126H197L196 125V122L194 123V120L193 119H188V118H186V119H182V118H180V116H178L177 114H178V112H175V109H176V111H177V108H179V107H176L177 105H172V103H170L169 102V100L167 99V96L169 95L168 93H166V95L167 96H165V94H163V95H161L160 94V90L161 89H163L165 86L167 87V89L168 90H170V89H177V91H178V89H179V87L181 86L180 84H179V82H175V79L177 78V77ZM200 76H202V75H200ZM256 76V75H255ZM254 76V77H255ZM260 76V75H259ZM262 76V75H261ZM170 77L171 78H173L172 80H169L170 81V83H168V85H167V80H168V78L170 79ZM176 77V78H175ZM183 77V76H182ZM181 77V78H182ZM193 77H195V78H193ZM262 77H264V76H262ZM143 78V77H142ZM150 78V77H149ZM159 78V77H158ZM177 78V80L176 81H179V79ZM186 78V79H187ZM192 78V79H191ZM205 78V79H204ZM207 78L208 77H204L203 76V79L204 80H207ZM257 78H258V76H257ZM23 79V78H22ZM203 79H201L203 82H204V80ZM262 81H263V79L262 78H260ZM122 81H123V79H121ZM146 80H148V79H146ZM256 80V79H255ZM258 80V79H257ZM51 82H52V84H56V82L54 81V79H51L50 80ZM80 80H78L77 81V79L75 80V79H69V81H66L65 83H64V87H63V89L66 91V95H65V99H66V101H73V98H74V95L76 96L78 93H83L84 94V96H86V97H88L89 98V96L90 95H88V94H86L85 93V89H84V82H79ZM186 81V80H185ZM261 81V82H262ZM27 82V81H26ZM126 81H124V83H125ZM181 82H182V80H181ZM207 81H205V83H206ZM20 83H21V81H20ZM122 84H124L123 82H121ZM135 83V82H134ZM205 83H203V84H205ZM260 83V82H259ZM14 84V83H13ZM132 84V83H131ZM183 84V83H182ZM202 84V85H203ZM206 84V85H207ZM232 84V85H233ZM258 84V83H257ZM136 85V84H135ZM135 85H134V87H135ZM190 85V86H189ZM206 85H205V87H206ZM208 85H207V87H208ZM263 85V84H262ZM17 86V85H16ZM132 86H133V84H132ZM184 86V85H183ZM204 86V85H203ZM261 86V85H260ZM259 86V87H260ZM145 87V86H144ZM165 87V88H166ZM210 87V86H209ZM231 87V89H232V86H230ZM19 88V87H18ZM204 88V87H203ZM262 88V87H261ZM260 88V89H261ZM20 89V88H19ZM19 89H18V91H19ZM188 89L190 90L191 89V91L190 92H192V93H190L189 95H188ZM196 90V89H195ZM200 90V89H199ZM205 89H203V91H204ZM220 90V89H219ZM21 91V90H20ZM81 91V92H80ZM145 91V90H144ZM181 91V92H182ZM200 91H202V90H200ZM205 91V92H206ZM263 92H264V88H263V90H262ZM163 92V91H162ZM168 92V91H167ZM199 92V91H198ZM215 92H217V91H215ZM214 92V93H215ZM222 92V91H221ZM231 92H233V91H231ZM148 92H146V94H147ZM164 93V92H163ZM170 93V92H169ZM201 93V92H200ZM199 93V96L201 95V96H204V95H208V93H204V95H202V94H200ZM230 93V92H229ZM22 94V93H21ZM82 94V95H83ZM145 94V95H146ZM177 94H179L178 92H177ZM181 94H180V96H181ZM198 94V93H197ZM196 93H194V97H195V99H196V97H198V98H200L198 95H197ZM212 94V93H211ZM217 94H219V93H217ZM81 95V96H82ZM170 95H172V94H170ZM210 95V94H209ZM212 95H214V94H212ZM81 96H79V97H81ZM181 96V97H182ZM215 96H216V94H215ZM86 97H84V98H86ZM169 97V96H168ZM206 97V96H205ZM214 97V96H213ZM217 97H218V95H217ZM216 97V98H217ZM19 98H22V96L20 95L19 96ZM34 98V97H33ZM193 97L191 96V99H192ZM202 98V97H201ZM200 98V99H201ZM204 98V97H203ZM202 98V99H203ZM208 98H209V96H208ZM212 98V97H211ZM215 98V97H214ZM227 98H228V100H227ZM89 99H91V100H94V99H92V97L90 96V98ZM169 99H170V97H169ZM201 99V100H202ZM205 99V98H204ZM90 100V101H91ZM190 100V99H189ZM210 100V99H209ZM214 100V99H213ZM26 101H27V99H26ZM26 101H23L22 103H24V102H26ZM29 101V100H28ZM172 101V100H171ZM200 101V100H199ZM199 101H198V103H199ZM222 101L224 102V101H227L228 102V104H227V107H226V105H224L225 107H223V108H221V103H222ZM196 102V101H195ZM204 102H206L205 104L206 105H208L207 104V102H209V101H204ZM27 103V102H26ZM34 103V102H33ZM152 103V102H151ZM193 103V101L191 102V104ZM94 104V103H93ZM171 104V105H170ZM176 104V103H175ZM191 104H190V106H191ZM151 105H153V104H151ZM151 105H149V107L151 106ZM193 105V104H192ZM259 105H261V104H259ZM76 106H77V103H76ZM79 106V105H78ZM78 106H77V108H78ZM156 106V107H155ZM186 106V105H185ZM194 106V108H195V106H197V104L196 105H193ZM200 106H202V104L200 105ZM209 106V105H208ZM253 106V105H252ZM3 107V108H4ZM180 107H183V106H180ZM198 107V106H197ZM196 107V108H197ZM22 108V107H21ZM148 108V107H147ZM188 108V107H187ZM190 108V107H189ZM187 109V110H191V109H193V107L191 108V109ZM262 108H263V106H262ZM148 109H151V108H148ZM179 109H182V108H179ZM93 110V109H92ZM186 110V107H184V111ZM187 110L185 111V114H186V112H187ZM195 110V109H194ZM7 111V110H6ZM6 111H4L3 113L1 112L0 113V125H1V123H4V122H6L7 121V116L9 115V113H7ZM94 111V110H93ZM146 111H148L147 109H146ZM193 111V110H192ZM202 111V110H201ZM26 112V108H22V114H26L25 113ZM179 112H181V111H179ZM188 112H190V111H188ZM194 112V111H193ZM91 112L89 111V109H88V107H87V105H86V102L85 101H83V102H81V104H80V106H79V114H81V117L83 118V120H84V123H83V128H82V130H81V133H79L78 135H75L76 137L75 138H80V137H82V136H85V139H84V145H83V147L86 149V152L88 153V155H89V158L91 157V158H94L95 160H96V164H97V173H96V177H103V178H100V179H103V181L101 182V183H104L103 185H104V190H102L103 189V185H102V189H101V191H103V192H101L100 191V193H102L101 194V196H100V198L99 199H97V200H99V202H97L98 203V205L101 207V210H100V213L102 214L101 215V217H99V219H98V222H97V224L98 223H100L101 225L99 226V228L97 227L96 229H95V231H93L92 233H90V235H88L87 236V239H89L90 237L89 236H91V238L90 239H95L94 241L96 242V241H98L97 242V244L98 245H100V243H101V246H102V243L104 242V243H106L105 245H103L104 247L106 246H108L109 247V250L111 249L112 251H113V253H114V256H118V257H120V258H123L124 259V262H125V260H127L128 261V264H162V260L164 261H166L167 263H168V261L175 255V256H181V254H179L180 253V249H179V253H177V251H176V253L175 254H173L172 253V251H174V250H172V251H170V248H172L171 246H170V248H169V250L168 249H166L167 247L166 246H168V245H164L163 246V240H165L166 241V239L169 237H166L167 235H165V237H166V239H164L163 237H162V234H161V236H160V238L162 239V241H161V239L159 238V240L157 241L156 239H154V238H152V244L154 245V248L156 249L155 251L153 250V252L151 253V252H147L148 253V255H144L145 254V252H143L144 254L142 255L141 254V252H142V250H141V252H140V255H142V257H138L137 256V254L139 255V253H137V252H139L140 250H135L134 248L135 247H132V248H130L131 247V244L133 243V245L132 246H135V245H137V247H142V245H141V241L139 242V241H137L138 240V238H141L142 236L140 235V237H138V235H137V231L136 230H134L133 228H131V226L130 225H128L127 224V219H129V218H131V216H132V218L130 219V223H131V225H133V227L134 228H136V227H138L139 228V226L140 225H138V223H137V221H135L134 219H135V217L133 216V215H131V213L132 212H130L129 211V213H126L127 211H128V209H127V207L126 206H123V203H120L119 201H118V199L120 200V198H121V196H122V200H127L128 198H131V197H128V196H131V194L133 195L134 194V191H135V189L136 190H139L140 188L139 187H136L135 186V184H133L134 182L132 181V180H134L133 178H131L130 179V176H129V178H128V176H127V174H128V172L125 170H123L122 168V170L120 169V171H118V169L116 170L115 168L117 167V166H119L118 164H117V160L116 159H114V158H111V153H107L106 152V147H107V144L108 143H106L105 142V140L106 139H104L103 138V136H101V134L103 133H101L100 134V132H101V130H100V126H98V129L97 130H95L96 132L94 133V131H93V129H92V127L91 126H93V127H96L97 125H100V123H98V122H96V119H95V117H93L91 114H90ZM146 113V112H145ZM144 113V114H145ZM152 113H150V110L148 111V113H146L148 116H151L152 115ZM177 113V114H176ZM204 113V112H203ZM94 114V113H93ZM134 114V113H133ZM146 114H145V116H146ZM205 114V113H204ZM203 114V115H204ZM252 114V115H251ZM152 115V116H153ZM179 115H180V113H179ZM181 115H182V113H181ZM189 114L187 113V116H188ZM191 115H192V113H191ZM249 115V116H248ZM24 116V115H23ZM143 116V115H142ZM142 117V118H145L144 119V121H145V123L144 124H142V125H144L145 127H148V126H151V125H154L155 124V122H154V120H155V118H153V117ZM195 116V115H194ZM255 116H253L254 118H257V117H255ZM206 117V116H205ZM252 117V118H253ZM91 118V119H90ZM151 118H153L152 120H153V122H154V124H152V120H151ZM246 118V119H245ZM22 119H24V118H22ZM202 119L204 120V118L202 117ZM243 120H247L245 123L243 122ZM88 121H89V123L91 122L92 123V125L91 126H87V127H85L84 125H86V124H88ZM165 122V121H164ZM206 122V121H205ZM254 122H255V120H254ZM98 123V124H97ZM173 124V123H172ZM234 124H236L235 126H234ZM241 125V124H240ZM241 125V126H242ZM101 126H103V125H101ZM100 127V128H99ZM144 127V128H145ZM170 127V126H169ZM235 127V128H236ZM111 128V127H110ZM243 128H242V130H243ZM256 128V127H255ZM102 129V128H101ZM142 129V128H141ZM178 129V128H177ZM225 129H227V127H225ZM230 129V128H229ZM238 129H241V128H238ZM253 129H254V127H253ZM252 128H251V130H253ZM88 130V131H87ZM211 130V129H210ZM235 130V129H234ZM246 130H244V132L246 131ZM251 130H249L250 132H251ZM102 131H103V129H102ZM166 131H163L164 133L166 132ZM232 131V130H231ZM237 131V130H236ZM249 131H247L248 133H249ZM254 131V130H253ZM173 132V133H172ZM212 132L213 131H211V134H212ZM227 132V131H226ZM234 132V131H233ZM105 133V132H104ZM247 133V134H248ZM252 133V132H251ZM117 134H119V133H117ZM230 134V133H229ZM255 134V133H254ZM254 134H252V135H254ZM34 135V134H33ZM33 135H31L30 137H29V139L27 140V145L26 146H23V148L21 147L20 148V146L18 147V149L16 148V146H15V148L13 147L12 148V150H11V148H9V146H8V144H7V138H4L3 137V135L2 136H0V138H3L2 140H0L1 142H0V159H2L3 160V162H1L0 163V181H2V182H0V200H3V199H10V197L12 196V199L14 198L13 196H16V198H20V197H22V196H24V195H26V194H32V193H34L35 191H36V188H38L40 191H41V194L39 195V197H37V198H33V200H31V202H29V204H26V202L24 203V201H22V207L20 208L21 209V215L23 216V219H24V221H30L31 220V218L32 217H35V213H34V211H33V208H34V202L35 201H38V203H43V202H45V201H47L48 199H50V195L52 194L51 193V189H52V184H53V180H51V176L47 179H45V180H43L42 182H43V184H42V182L40 181V182H38V183H36V182H34V183H31V182H33V181H29V180H26V172L27 171H31V170H33V166L35 165V161H36V154L35 153H33L32 151H33V143H34V136ZM36 135V134H35ZM81 135V136H80ZM103 135V134H102ZM106 135V134H105ZM104 135V136H105ZM115 135V134H114ZM120 135V134H119ZM258 135V134H257ZM261 135V134H260ZM260 135H258V136H260ZM117 136V135H116ZM211 136V135H210ZM227 136V135H226ZM255 136V135H254ZM33 137V138H32ZM106 137V136H105ZM109 137V136H108ZM228 137V136H227ZM231 137H233V136H231ZM230 137V138H231ZM235 137H237V136H235ZM261 138H259L260 139V141H259V139H258V141H259V143H257V142H255V143H257L256 144V148H255V150L253 151V152H251V154H250V156H249V158L248 159H246V157L248 156V152L250 151V149L249 150H244V147H243V140L241 139V141H240V139H239V141H240V143H238V145H237V147L235 148V146H233L232 148H224L227 144H225V146H224V144H221V146L223 145L224 147H222L223 149V151H224V153L225 154H229L230 155V157H231V155H234V156H240L241 157V163L239 164V166H237V167H235V168H231V170L232 171H228L229 170V167H228V165H230L231 166V164H232V162H230L229 161V163L228 162H224V163H221L220 164V167H219V164H218V167L219 168H221V169H219V170H221L220 172H219V170H218V173L221 175V172H222V170H227V168H228V172L230 173L231 172V174H236V173H240L241 175L242 174H247L245 177L248 179V177L250 178V176H253V174H254V171H257L258 169H260V170H264V161H263V159H264V157H263V159H261L262 157H260V158H256L257 160L259 159V163H256L255 164V162L256 161H254L253 160V155L257 152V155H258V153L260 154H263L264 155V135H261L260 136ZM193 138V137H192ZM208 138H210L209 140H211L212 141V144L211 143H209L210 141H208ZM239 138V137H238ZM253 138V137H252ZM251 138V139H252ZM257 138V137H256ZM171 139V138H170ZM173 139H171V140H173ZM250 139V138H249ZM250 139V140H251ZM3 140H5V141H3ZM229 140L230 139H228L227 140V142H228V145H229ZM232 140H234V139H232ZM232 140H230V141H232ZM238 140V139H237ZM253 140H254V138H253ZM9 141V140H8ZM107 141V140H106ZM117 141V140H116ZM157 141V140H156ZM158 141H162V139L160 138V137H158ZM243 141V142H242ZM255 141H257V139L255 140ZM108 142V141H107ZM117 142H119V141H117ZM216 142V141H215ZM226 142V141H225ZM233 142V141H232ZM232 142H230V143H232ZM116 143V142H115ZM114 143V144H115ZM158 143V142H157ZM167 143V141L165 142V144ZM217 143V142H216ZM235 144H237L236 142H234ZM114 144H112L113 146H114ZM159 144V143H158ZM205 144V143H204ZM220 144V143H219ZM42 145H43V142H42ZM154 145H155V143H154ZM162 145V144H161ZM217 145H218V143H217ZM227 145V146H228ZM109 146H110V144H109ZM11 147V146H10ZM116 147V146H115ZM162 147H164V144H163V146ZM228 147H231V144H230V146H228ZM249 147H251V146H249ZM83 148V149H84ZM108 148V147H107ZM117 148V147H116ZM116 148H114V149H116ZM168 148V149H169ZM34 149H35V147H34ZM74 149H75V147L73 148L72 147V144L71 145H69L68 146V149H67V151L68 152H73L72 154H73V156H74V154H75V152H74ZM109 149H112V150H114L112 147H110ZM164 149V148H163ZM163 149H161V151L163 150ZM166 149V148H165ZM163 150V151H165V153L166 152H168V150ZM212 149V150H213ZM221 149V148H220ZM111 150V151H112ZM117 150V149H116ZM120 150V149H119ZM211 150V151H212ZM35 151H36V149H35ZM115 151V150H114ZM214 151H212V154H214L215 152ZM109 152V151H108ZM117 152H118V150H117ZM116 152V153H117ZM150 152V151H149ZM171 152V151H170ZM170 152H169V156H170ZM87 153H85V154H87ZM106 153L107 154H110V156H108V157H110L108 160H107V156H106ZM114 153V152H113ZM131 153V152H130ZM146 154H147V152H145ZM161 153H163V152H161ZM165 153L164 154H161V156H164L165 155ZM115 154V153H114ZM128 154V153H127ZM142 154V153H141ZM141 154H138L139 156L141 155ZM158 154V153H157ZM168 154V153H167ZM166 154V155H167ZM172 154V153H171ZM121 155V154H120ZM129 155V154H128ZM134 155V154H133ZM147 155H149V154H147ZM160 155V154H159ZM166 155L163 157V159H162V157H160L161 159L160 160H163V161H165L164 159H166ZM204 155V156H203ZM205 155L206 154H204V153H202V154H193L191 157H190V163H193L192 165H194V163H198V162H202L203 161V159H204V157H205ZM76 156V155H75ZM123 156V155H122ZM135 156V155H134ZM207 156H208V154H207ZM256 156V155H255ZM118 157H119V155H118ZM135 157H137V156H135ZM142 157H144V156H142ZM149 157V156H148ZM167 157H168V155H167ZM257 157V156H256ZM133 158V157H132ZM150 158V157H149ZM148 158V159H149ZM159 158V157H158ZM169 158V157H168ZM167 158V159H168ZM184 158H186V157H184ZM232 158V157H231ZM122 159V158H121ZM123 159H124V156H123ZM130 159V158H129ZM143 159L144 158H142V161H143ZM148 159L146 160V161H144V163L146 164V162L148 161ZM151 159V158H150ZM233 159V158H232ZM235 159V158H234ZM261 159V160H260ZM111 161V165H112V168H110L111 166H107V167H109V169H111V173L109 172L107 175H105V177H104V174H101L99 171L101 170V164H103L104 165V167H106V165H105V162H107V161ZM136 160H138L139 161V159H136ZM184 160V159H183ZM206 159H204V161H205ZM105 161V162H104ZM122 161V160H121ZM127 161V160H126ZM150 161V160H149ZM149 161H148V163H149ZM152 161V160H151ZM154 161H157V160H154ZM168 161V160H167ZM185 161V160H184ZM187 161V160H186ZM188 161V162H189ZM208 161V160H207ZM228 161V160H227ZM104 162V163H103ZM119 162H120V160H119ZM118 162V163H119ZM137 162V161H136ZM180 162H182V161H180ZM180 162H179V165H180ZM206 162V161H205ZM204 162V163H205ZM144 163H143V165H144ZM150 163H152V166H153V162H150ZM184 163V162H183ZM189 163V164H190ZM208 163V162H207ZM156 164V163H155ZM188 164V163H187ZM201 164V163H200ZM199 164V165H200ZM102 165V166H103ZM115 165H116V167H115ZM141 166L142 165V162L141 163H138V166ZM147 165V164H146ZM161 165V164H160ZM184 166L186 165V164H183ZM198 165V164H197ZM199 165H198V167H199ZM205 166L207 165V164H204ZM255 165H257L256 167L257 168H255ZM260 165V166H259ZM155 166V165H154ZM172 166H174V165H172ZM183 166V167H184ZM203 166V165H202ZM205 166H203L202 167V170H204L205 168ZM259 166V167H258ZM104 167H102L103 169H104ZM120 167V166H119ZM147 167V166H146ZM181 167H182V165H181ZM188 167H189V165H188ZM194 168L196 167V166H193ZM192 167V168H193ZM201 167V166H200ZM199 167V168H200ZM217 167V168H218ZM174 168H175V166H174ZM186 168H187V165H186ZM185 168V169H186ZM193 168V172H194V169ZM204 168V169H203ZM215 168V167H214ZM217 168H215V170L214 171H216V169ZM138 169H140V168H138ZM145 169V168H144ZM169 169H171L172 170V168L170 167ZM188 169V168H187ZM190 169V168H189ZM198 169V168H197ZM201 169V168H200ZM106 170V169H105ZM141 171L143 170V167H142V169H140ZM139 170V171H140ZM199 170V169H198ZM197 170V171H198ZM201 170V171H202ZM108 171V170H107ZM123 171V172H122ZM170 171V170H169ZM186 171V170H185ZM188 171V170H187ZM190 171H192V170H190ZM126 172H127V174H126ZM144 172V171H143ZM200 172V170L197 172V173H199ZM228 172H224V173H227L226 175L228 176ZM259 172V171H258ZM262 172V171H261ZM103 173V172H102ZM206 174V173H205ZM204 174V175H205ZM208 174V173H207ZM60 175V174H59ZM144 175V174H143ZM147 175V174H146ZM180 175V174H179ZM230 175V174H229ZM209 176V175H208ZM222 176H223V174H222ZM225 176V175H224ZM60 176H58V175H55L54 177H52V179L54 178V181L55 182H57V179L59 178ZM75 177V176H74ZM132 177V176H131ZM161 177V176H160ZM190 177V176H189ZM264 177V176H263ZM184 177H183V175H182V179H183ZM225 178H226V176L224 177V180H225ZM44 179V178H43ZM137 180H139L138 178H136ZM140 179H142V175H141V178ZM181 179V178H180ZM185 179V178H184ZM261 178H259V180H260ZM263 179V178H262ZM15 181L16 183H20V184H18L17 186L18 187H20V186H22L21 188H19V189H17V190H13L14 192L12 193V191H10V186H12V185H9V184H7L6 182L7 181ZM80 180H84L83 179V177L82 176H80L79 178H77V177H75V181H74V183H75V185L77 186L78 185V182H80ZM95 180V179H94ZM130 180L133 182H131L132 183V186L130 187L131 188V190H132V188H134V186L136 187L135 189H134V191L132 190V192H131V194L129 193V190H128V196L127 195H125L124 194V192H126V191H123V189L125 188V184H127V188L126 189H130V188H128V186H130V183L128 184V182H130ZM143 180L144 179H142V182H143ZM255 180V179H254ZM97 181H99L98 179H97ZM144 181H146V180H144ZM162 181V180H161ZM168 181V180H167ZM178 181V180H177ZM181 181H184V180H181ZM187 181H189V180H187ZM186 181V182H187ZM206 181V180H205ZM212 181V180H211ZM210 181V182H211ZM253 181V180H252ZM251 181V182H252ZM85 182V181H84ZM100 182V181H99ZM138 182V181H137ZM176 182V181H175ZM190 182V181H189ZM203 182H204V180H203ZM209 182V181H208ZM208 182H207V186H208ZM209 182V183H210ZM256 182V181H255ZM258 183H260V181H257ZM256 182V183H257ZM72 183V182H71ZM83 183V182H82ZM177 183H179V182H177ZM184 183V182H183ZM253 183V182H252ZM255 183V184H256ZM257 183V185H259L260 186V184H258ZM119 184H122L123 186H124V188L122 189V187H121V185L120 186H118ZM187 184V183H186ZM185 184V185H186ZM217 184V183H216ZM220 184H221V182H220ZM231 184V183H230ZM134 185V186H133ZM138 185H140V184H138ZM179 185V184H178ZM185 185L183 186V184L181 185V190H182V188L183 187H185ZM209 185H212L211 183L209 184ZM214 185V184H213ZM212 185V186H213ZM222 185V184H221ZM220 185V186H221ZM237 185H240V184H237ZM262 185V184H261ZM15 186V185H14ZM79 187H78V189L77 190H75V191H73V195H78V197L80 198V200H82L80 203H83L86 207L88 206L89 207V205H91L92 204V202L91 201H93L92 199H94L93 197L95 196L94 194H93V197H92V193L90 194V189H88V187H85L86 188V190H84L85 188H81L80 187V183H79V185H78ZM140 186H142V185H140ZM148 186V185H147ZM183 186V187H182ZM186 186H188V185H186ZM201 186V185H200ZM228 186V185H227ZM232 186V185H231ZM234 186H236V183H235V185H234V183H233V188H234V190H236L235 189V187ZM243 186H244V184H243ZM259 186H258V188H259ZM264 183H263V185H262V188H261V190L264 192ZM84 187V186H83ZM101 187V186H100ZM115 187H117L116 189H118V191H119V196L118 197H120V198H118L116 195V197L115 196H113V194H114V191L112 192V190H114L115 189ZM120 187H121V189H120ZM144 187V186H143ZM142 187V188H143ZM189 187H190V185H189ZM209 187V186H208ZM211 187V186H210ZM214 188H209V191H210V189H215V187L216 186H213ZM219 186H218V184H217V188H218ZM238 186H236V188H237ZM240 187V186H239ZM238 187V188H239ZM242 187V186H241ZM241 187L239 188V189H241ZM254 187V186H253ZM12 188H14L13 186H12ZM16 188V187H15ZM114 188V189H113ZM179 188V187H178ZM191 188H192V186H191ZM194 188V187H193ZM198 188V187H197ZM207 188V187H206ZM232 188V189H233ZM243 188V187H242ZM249 188V187H248ZM248 188H247V190H248ZM250 188H252L251 186H250ZM249 188V189H250ZM257 188V187H256ZM257 188V190H259ZM87 189L89 190V191H87ZM115 189V191L117 192V190ZM144 189H146V188H144ZM185 189H187V188H185ZM196 189V188H195ZM199 189V188H198ZM197 189V190H198ZM231 189V188H230ZM84 190V191H83ZM96 190V189H95ZM98 191H99V189H97ZM96 190V191H97ZM125 190V189H124ZM188 190V189H187ZM203 190H204V188H203ZM208 190V189H207ZM233 190V191H234ZM247 190L245 189V191L246 192H244V193H247ZM251 191H252V189H250ZM96 191H92V192H94L95 194L96 193H98V191L96 192ZM148 191V190H147ZM216 191V190H215ZM239 191H241V190H239ZM249 191V190H248ZM253 191H254V189H253ZM256 191V190H255ZM136 193H138V191H135ZM185 192H187L186 190H185ZM185 192H184V194H185ZM193 192V191H192ZM202 192V191H201ZM213 192V191H212ZM225 192V191H224ZM238 192V191H237ZM256 192H258V191H256ZM260 192V191H259ZM89 193V194H88ZM113 193V194H112ZM190 193V192H189ZM194 193V192H193ZM196 193V192H195ZM204 193L205 192H203V196H204ZM207 193V192H206ZM227 193V192H226ZM234 193V192H233ZM232 192H231V195H230V193L228 192V194L230 195V196H232V194H233ZM235 193H236V191H235ZM234 193V194H235ZM241 193H243V192H241ZM243 193V194H244ZM251 193V192H250ZM255 192H253V194H254ZM72 194V193H71ZM130 194V195H129ZM150 194V193H149ZM197 194V193H196ZM195 194V195H196ZM200 194V191H199V193L196 195V198H197V196L199 197V198H201V194ZM233 194V195H234ZM239 194V193H238ZM237 194V195H238ZM252 194V195H253ZM262 194V193H261ZM97 195V194H96ZM98 195H100L99 193H98ZM121 195V196H120ZM126 197H125V196ZM137 194H135L134 196H136ZM138 195H139V193H138ZM137 195V196H138ZM195 195H192V196H195ZM207 195V194H206ZM240 195V194H239ZM242 195V194H241ZM246 194H244L243 196H245ZM250 195V194H249ZM248 195V196H249ZM256 195H258V193H256ZM255 195V196H256ZM150 196H153V195H151L150 194ZM188 196V195H187ZM208 196H209V194H208ZM207 196V197H208ZM229 196V197H230ZM247 196V195H246ZM254 196V195H253ZM254 196V197H255ZM74 198L76 197V196H73ZM77 197V198H78ZM96 197V196H95ZM114 197L117 199L116 201H118L120 204H122V205H120V208H119V206H117L118 205V202H117V205L115 206L114 204H116L115 202H114ZM128 197V198H127ZM158 197V196H157ZM166 197V196H165ZM206 196H204L203 198H205ZM228 196H227V198H229ZM234 197V196H233ZM236 197V196H235ZM237 197H239V196H237ZM252 197V196H251ZM251 197H249V198H251ZM15 198V199H16ZM70 198V197H69ZM77 198H75V201H76V199ZM78 198V199H79ZM125 198H127V199H125ZM138 198V197H137ZM136 198V199H137ZM139 198H140V196H139ZM142 198V197H141ZM150 198H152V197H150ZM169 198V197H168ZM165 199L164 198V200H163V203H164V205H166L165 203H168L169 201H170V198L169 199ZM192 198V197H191ZM195 198V199H196ZM209 198V197H208ZM225 199V200H228V199ZM240 198V197H239ZM245 198V197H244ZM243 198V199H244ZM248 198V197H247ZM258 198V197H257ZM68 198H65V202H68V200H67ZM72 200H73V198H71ZM77 199V200H78ZM134 199V198H133ZM181 199V198H180ZM195 199H193L194 201H195ZM206 199V198H205ZM229 199H232L231 197L229 198ZM235 199V198H234ZM252 199V198H251ZM67 200V201H66ZM129 200V199H128ZM149 200V199H148ZM179 200V199H178ZM174 201L173 203H174V207H176V205H177V203H183L182 201ZM192 200V199H191ZM190 200V201H191ZM202 200V199H201ZM208 200V199H207ZM242 200V199H241ZM246 200V199H245ZM253 200V199H252ZM258 200V199H257ZM94 201H95V199H94ZM93 201V202H94ZM172 201V200H171ZM170 201V202H171ZM186 201V200H185ZM196 201H197V199H196ZM195 201V202H196ZM234 200L232 199L231 200V202H233ZM243 201V200H242ZM241 201V202H242ZM247 201V200H246ZM256 201V200H255ZM130 202V201H129ZM129 202L127 203V206H128V204H129ZM155 202H157V201H155ZM162 202V201H161ZM169 202V203H170ZM198 202V201H197ZM208 202V201H207ZM218 202H219V200H218ZM217 202V203H218ZM226 202H228V203H226L227 204V206H228V204H229V200L228 201H226ZM235 202V201H234ZM233 202V203H234ZM79 203V202H78ZM95 203H96V201H95ZM103 203V204H102ZM131 203V202H130ZM169 203H168V205H169ZM185 204H186V202H184ZM188 203V202H187ZM194 203V202H193ZM193 203H191L190 202V204H193ZM199 203V202H198ZM204 203H205V201H204ZM213 203V202H212ZM236 203H238V201L237 202H235V204ZM12 204H14V203H12ZM83 204H82V206H83ZM94 204V203H93ZM102 204V205H101ZM137 204V203H136ZM157 204V203H156ZM190 204H189V207H188V209L189 208H192V206H190ZM197 204V203H196ZM200 204V203H199ZM223 204V203H222ZM222 204H221V206H222ZM232 204V203H231ZM230 204V205H231ZM239 205H240V203H238ZM244 204V203H243ZM242 204V205H243ZM247 204V203H246ZM67 205H71V203L70 204H67ZM95 205V204H94ZM98 205H97V208H98ZM124 205H126V202H125V204ZM163 205V204H162ZM180 205H182V204H180ZM187 206H188V204H186ZM186 205H183L184 207H186L187 208V206ZM214 205V204H213ZM216 205V204H215ZM218 205V204H217ZM249 205V204H248ZM251 205V204H250ZM93 206V205H92ZM92 206H90V207H92ZM131 206V205H130ZM135 206V205H134ZM170 206V205H169ZM172 207H173V204L171 205ZM178 206H179V204H178ZM194 206V205H193ZM204 206V205H203ZM206 206V205H205ZM204 206V207H205ZM220 206V207H221ZM236 206V205H235ZM251 206H253V205H251ZM257 206V205H256ZM262 206H263V204H262ZM85 207V208H86ZM95 207V206H94ZM99 207V208H100ZM118 207V208H117ZM133 207V205L131 206V208ZM161 207V206H160ZM197 207V206H196ZM198 207H200V205L198 206ZM202 207V206H201ZM200 207V208H201ZM203 207V208H204ZM209 207H211V205L209 206ZM234 207V206H233ZM243 207V206H242ZM247 207V206H246ZM130 208V209H131ZM137 208V207H136ZM161 208H163V207H161ZM160 208V209H161ZM178 208V207H177ZM180 208V207H179ZM178 208V209H179ZM186 208H184V210L186 209ZM207 208H208V206H207ZM222 208V207H221ZM231 208V207H230ZM236 208H237V206H236ZM240 208V207H239ZM244 208V207H243ZM264 207H262V209H263ZM88 209V208H87ZM92 209H93V207H92ZM94 209H96V208H94ZM118 209V210H117ZM121 209H123V211L121 210ZM129 209V210H130ZM133 209V208H132ZM134 209H135V207H134ZM181 209V208H180ZM183 209V208H182ZM188 209H186L187 211H188ZM192 209H195L194 207L192 208ZM199 209V208H198ZM197 208H196V211L198 210ZM205 209V208H204ZM210 209V208H209ZM219 209V208H218ZM223 209V208H222ZM252 209V208H251ZM251 209H250V211H251ZM256 209V210H255ZM261 209V208H260ZM175 210V209H174ZM220 210V211H219ZM218 211L219 212H221V209H219ZM244 211H246V209H243ZM96 211V210H95ZM134 211V210H133ZM137 211V210H136ZM192 211H195V210H192ZM195 211V212H196ZM204 211V210H203ZM207 211V210H206ZM210 211V210H209ZM215 211V210H214ZM231 211V210H230ZM236 211V210H235ZM247 211H249V210H247ZM249 211V212H250ZM258 211H260V210H257V208L255 207L254 208V210H252V212L251 213H249V216H250V218H253V214H255L256 216H258ZM263 211H264V209H263ZM98 212V211H97ZM114 212L116 213V214H114ZM122 212H125L124 214H126V215H123L122 214ZM135 212V211H134ZM190 212V211H189ZM188 212V213H189ZM202 212V211H201ZM233 212V211H232ZM231 212V213H232ZM239 212V211H238ZM260 212L261 213H263V215L262 214H260ZM259 212V217L261 218L262 216H264V212H262V211H260ZM192 213V212H191ZM240 213H242L241 211H240ZM240 213H238V214H240ZM247 213V212H246ZM99 214V213H98ZM161 214V213H160ZM164 214H166V213H164ZM190 214V213H189ZM193 214V213H192ZM197 214L199 215V212H197ZM196 213H195V216L197 215ZM205 214V213H204ZM207 214V213H206ZM202 215L203 217L204 216H206V217H210L211 216V214L210 213H208L207 215ZM209 214H210V216H209ZM227 214H228V212H227ZM237 214V213H236ZM244 214V213H243ZM57 215V214H56ZM162 215H163V213H162ZM167 215H168V213H167ZM191 215V214H190ZM213 215V214H212ZM225 215V214H224ZM235 215V214H234ZM242 215V214H241ZM245 216H246V214H244ZM254 215V216H255ZM58 216V215H57ZM138 216V215H137ZM157 216H158V213H157ZM156 216V217H157ZM164 216H166V215H164ZM184 216V215H183ZM200 216V215H199ZM202 216H200V218L202 217ZM220 216V215H219ZM227 216V215H226ZM237 217H238V215H236ZM236 216H235V218H236ZM243 216V215H242ZM245 216L244 217H241L242 219L243 218H245ZM248 216V217H249ZM58 217H60V216H58ZM63 217V216H62ZM134 217V218H133ZM138 217H140V216H138ZM168 217V216H167ZM166 217V218H167ZM175 217V216H174ZM182 217V215L179 217V219ZM192 217V216H191ZM203 217H202V219H203ZM205 217V218H206ZM224 217V221H225V216H223ZM248 217H246L245 219H240V217H239V219L238 220H235V221H238L237 223H235L234 221H232V222H234L235 224H234V226H235V228L234 227H230V232L229 233H227L226 232V234H222L223 233V231L221 232V234H222V236L220 237V240L222 239V245H223V249H229V251L232 253V252H234L233 250H230L231 248H239V247H241V249L243 250V251H247V249L248 248H245V245L247 244V245H250L248 242L246 243V240H244V239H246L247 237H246V235L245 236H240L239 234H241L240 232H244L245 233V231L244 230H248V228L250 227V226H247L248 228H246L245 229V226L246 225H244V222H245V224L248 222H254L253 220H255V217H254V219H250V218H248ZM169 218V217H168ZM184 218V217H183ZM200 218H198V219H200ZM214 218V217H213ZM213 218H212V216H211V219H212V221H213ZM35 219V218H34ZM126 219V220H125ZM137 219V218H136ZM161 219V218H160ZM164 219V218H163ZM178 219V220H179ZM197 219V220H198ZM202 219H200V220H198V221H200L199 223H201L202 221ZM231 219V218H230ZM256 219H258V221L259 220H261V219H259L258 217L256 218ZM36 221H35V223L37 224V226L38 227H41V229L43 230V233H41L42 235H40V233H39V237H40V239H41V241L40 242H38L37 244L39 245V251H41V253L43 252L42 251V249H43V247H44V245H45V243H46V233H47V230H49L48 229V227H47V225L46 224H44V220L42 219L41 220V218L39 217V216H37L36 217V219H35ZM52 220H54L53 218H52ZM207 220H209L208 218H207ZM247 220H249V221H247ZM61 221H62V218H61ZM164 221V220H163ZM183 221V220H182ZM181 221V222H182ZM206 221V220H205ZM205 221H203V222H205ZM217 221V220H216ZM65 222V221H64ZM169 222H170V220H169ZM173 222V221H172ZM171 222V230H173L174 229V231H176V230H178L179 229V222L177 223V222H173L172 223ZM194 222V221H193ZM211 222V221H210ZM215 222V221H214ZM54 223H56V222H54ZM90 223V222H89ZM144 223V222H143ZM147 223V222H146ZM192 223V222H191ZM190 223V224H191ZM216 223V222H215ZM219 223H220V221H219ZM218 222H217V224H219ZM221 223H222V225H221ZM221 223H220V225H221V227L223 226V220L221 221ZM230 223V222H229ZM247 223V224H248ZM255 224H251V223H249V224H251V225H255L256 226V224L258 225V227H259V224L257 223V220H256V222H254ZM168 224V223H167ZM189 224V225H190ZM197 224H198V222H197ZM202 224V223H201ZM204 224V223H203ZM202 224V225H203ZM207 224H209L208 222H207ZM231 224V223H230ZM233 224V223H232ZM231 224V226H233ZM51 225H53V224H51ZM56 225V224H55ZM94 225H96V222H95V224ZM93 225V226H94ZM141 225H143L142 224V222H141ZM146 225V224H145ZM180 225H181V227H183L184 228V226H182V224L180 223ZM224 225H226L227 226V224H224ZM70 226V225H69ZM72 226V225H71ZM93 226H91V224H90V229H92L93 228ZM130 226V227H129ZM168 226V225H167ZM207 226H209V225H207ZM219 226V225H218ZM225 226V227H226ZM260 226H261V223H260ZM263 226V225H262ZM261 226V227H262ZM199 227V226H198ZM203 227V226H202ZM204 227H206V226H204ZM220 227V228H221ZM229 227V224H228V226L226 227V229ZM260 227V228H261ZM2 228H4V227H2ZM2 228H0V241H6L7 240V237H6V231H5V228H4V230L2 229ZM140 228H141V226H140ZM139 228V229H140ZM145 228H146V226H145ZM147 228H149V227H147ZM173 228V229H172ZM182 228V229H183ZM186 228V227H185ZM200 228H201V226H200ZM217 228V227H216ZM219 228V229H220ZM231 228H234L233 230H231ZM250 228H254V227H250ZM260 228H258V230L260 229ZM208 229H209V227H208ZM212 229H213V227H212ZM212 229H211V226H210V229H209V231L208 230H206V228L204 229V231L203 232H205V230L206 231H208L209 233L211 232H213V234L214 233H217L218 231L217 230H219V229H213V231H212ZM222 229H224V228H222ZM226 229H224V231H226ZM229 229V228H228ZM256 229V228H255ZM264 229V228H263ZM52 230H53V228H52ZM86 230V229H85ZM144 229H142L141 228V231L139 232L140 234H142L143 236L145 235V236H147L146 234L148 233V231H146L147 233H145L144 231H143ZM147 230V229H146ZM152 230V229H151ZM151 230H149V231H151ZM180 230V229H179ZM184 230V229H183ZM183 230H182V232H183ZM188 231V229L186 228L185 229V231ZM211 230V231H210ZM237 232V234L238 235H236L235 234V236H234V233H231V232H235V231ZM246 230V231H247ZM250 230V229H249ZM200 231V230H199ZM215 231H217V232H215ZM255 231H257V230H255ZM180 232V231H179ZM191 232H193V231H191ZM195 232V231H194ZM193 232V233H194ZM235 232V233H236ZM262 232H264V230L262 231ZM262 232H260L261 234H262ZM83 233V232H82ZM87 233V232H86ZM153 233H154V231H153ZM153 233H152V235H153ZM156 233H158V232H156ZM178 233V232H177ZM181 233V232H180ZM187 233V232H186ZM196 233H197V231H196ZM201 233V232H200ZM206 233V232H205ZM210 233V235H209V237L211 236H213L211 239H217V236H214V235H212ZM247 233H249V232H247ZM251 233V232H250ZM254 233V232H253ZM89 234V233H88ZM155 234V233H154ZM183 234V236L185 235L184 234V232L183 233H181V235ZM188 234H190V233H188ZM195 234V233H194ZM194 234H190V235H194ZM208 234V233H207ZM218 234V233H217ZM220 234V235H221ZM246 234V233H245ZM260 234V235H261ZM264 234V233H263ZM262 234V235H263ZM104 236V239H103V237H101V236ZM197 235H199V232H198V234ZM216 235V234H215ZM219 235V236H220ZM242 235V234H241ZM158 236V235H157ZM183 236H182V238H183ZM194 236H196V234L194 235ZM193 236V237H194ZM206 235L204 234V236L202 235V237H205ZM218 236V237H219ZM237 236V237H236ZM248 236H249V234H248ZM257 236V235H256ZM255 236V237H256ZM83 238H84V234H83V236H82ZM149 237V236H148ZM155 237V236H154ZM172 236H170V238H171ZM173 237H175V236H173ZM172 237V238H173ZM179 237H181V236H179ZM178 237V238H179ZM186 237V236H185ZM196 237H198V236H196ZM208 236H207V238H209ZM258 237V236H257ZM256 237V238H257ZM86 238V237H85ZM84 238V239H85ZM158 238V237H157ZM170 238H168V240L170 239ZM178 238H176V239H178ZM181 238V239H182ZM249 238V237H248ZM247 238V239H248ZM251 238V237H250ZM248 239V240H253V238H251V239ZM259 238V237H258ZM258 238L257 239H255L254 238V240H258ZM264 238V237H263ZM89 239V240H90ZM180 239V240H181ZM186 239V241H188L189 239H187V238H184L183 240H185ZM191 239H192V237H191ZM204 239V238H203ZM210 239V238H209ZM148 240H150V238L148 239ZM157 241V242H154V241ZM175 240V239H174ZM179 240V239H178ZM179 240V241H180ZM183 240L181 241V244H182V242H183ZM194 240V239H193ZM204 240H205V242H204ZM204 240H202V239H198V241H196V242H198L197 244H199L198 246H196V247H191V250H190V248H189V250H190V252H193L192 250H194V249H196V250H199L200 249V247H202L203 249L205 248V250H210L211 251V249H214L213 247L214 246H216V245H213V247L211 248V242L212 241H210V242H208V240H207V242L208 243H210V244H208V243H206V239H204ZM218 241H220L219 239H217ZM164 241V243H166ZM172 241H173V239H172ZM170 242V243H172V245H174L173 244V242ZM176 241V240H175ZM92 242V241H91ZM90 242V243H91ZM94 242V243H95ZM195 242V241H194ZM194 242H192V243H194ZM214 242H216V240H214ZM213 242V243H214ZM251 242H253V241H251ZM256 242V241H255ZM255 242H253V243H251L252 244V247H254L255 249L253 250V253H254V258H255V252H256V250L258 249V252L261 254V252H264V239H261V240H258L256 243ZM135 243V244H134ZM186 243H188V242H186ZM191 243V244H192ZM212 243V244H213ZM218 243V242H217ZM216 243V244H217ZM219 243H221V241L219 242ZM14 244V243H13ZM138 244H139V246H138ZM190 244V243H189ZM196 244V245H197ZM111 245V246H110ZM177 245H179V244H177ZM184 245H185V243H184ZM187 245V244H186ZM221 245V246H222ZM246 245V246H247ZM16 246H18V245H16ZM102 246V247H103ZM175 246V245H174ZM189 246V245H188ZM195 246V245H194ZM107 247V248H108ZM147 247V246H146ZM179 247H181L182 248V245L180 246L179 245ZM250 247H251V245H250ZM151 248L153 249V247H151V245H150V250H151ZM176 247H174V249H175ZM193 248V249H192ZM199 248V249H198ZM202 248L200 249L201 251H203L202 250ZM220 248V247H219ZM219 248H217V249H219ZM222 248V247H221ZM220 248V249H221ZM233 248V249H234ZM12 250V253H9L8 255H4V253H2V252H0V259L1 260H4V259H6V261H7V263L8 264H15L16 263V261H17V259H18V256H16V255H13V252H14V248L12 247L11 248ZM103 249V248H102ZM141 249V248H140ZM219 249V250H220ZM240 249V250H241ZM244 249H246V250H244ZM253 248H251V250H252ZM107 250V249H106ZM108 250V251H109ZM184 250V249H183ZM182 249H181V251H183ZM186 250V249H185ZM184 250V251H185ZM214 250H216V249H214ZM225 250H220V253L222 254V251L224 252ZM239 250V249H238ZM108 251H106V252H108ZM144 251V250H143ZM146 251V250H145ZM209 251V252H210ZM229 251H225L224 253L226 254V253H228ZM106 252H104V253H106ZM158 252H160L159 254L160 255H158ZM189 252V253H190ZM196 252H198V251H196ZM217 252H219L218 250H217ZM242 252V251H241ZM251 252V251H250ZM182 253V252H181ZM185 253H186V251H185ZM188 253V254H189ZM194 253H195V251H194ZM213 252H211V253H209V255H211ZM215 253L216 252H214L213 253V255H215ZM223 253V254H224ZM244 253H246V252H244ZM253 253H251V256L253 255ZM63 254H65V253H63ZM183 254V253H182ZM192 253H190V255H191ZM198 254V253H197ZM200 254V253H199ZM199 254H198V257H199ZM202 254V253H201ZM200 254V255H201ZM206 254V252L204 253V254H202L200 257L202 258V256L204 257V255ZM208 254V253H207ZM217 254V253H216ZM222 254V255H223ZM242 254H243V252H242ZM247 254V253H246ZM245 254V255H246ZM79 255H80V253H79ZM108 255V254H107ZM106 255V256H107ZM189 255V256H190ZM218 255V254H217ZM222 255H219V256H221L222 257ZM227 255V254H226ZM264 255V254H263ZM61 258H64L63 257V255L61 254ZM75 256V255H74ZM77 256V255H76ZM174 256V258H172V259H174V261H175V258H177V257H175ZM195 256V255H194ZM194 256H192V260H194L195 261V259H194ZM216 256V255H215ZM230 257V255H229V253H228V255L226 256V257ZM234 256H235V254H234ZM240 256V255H239ZM67 257V256H66ZM64 258L65 260L66 259H75V257H71V258ZM184 257V255L182 256V258ZM191 257V256H190ZM190 257H187V259L188 258H190ZM207 257H208V255H207ZM214 257V256H213ZM221 257H220V259H221ZM228 257V258H229ZM233 257V256H232ZM253 257V256H252ZM256 257H257V255H256ZM105 258V257H104ZM119 258V259H120ZM180 258V257H179ZM209 258V257H208ZM216 258V257H215ZM227 258V259H228ZM231 258V257H230ZM229 258V260H231ZM240 258V257H239ZM237 259V261L239 262L241 259ZM241 258H242V256H241ZM244 258H247L248 259V257H244ZM258 258V257H257ZM118 259V260H119ZM171 259V260H172ZM178 259V258H177ZM184 259V258H183ZM187 259H185L186 261H187ZM191 259L189 260V261H191ZM198 259V258H197ZM197 259H196V262H194V264L195 263H198V264H203L204 263V261L205 260H208L207 258L205 259V257L203 258L204 259V261H203V263H199V262H202V260H198L197 261ZM246 259V260H247ZM51 264H61V262H60V255H59V253H57V254H55V256L53 257V258H51ZM122 260V259H121ZM121 260H119L118 262H121ZM213 260V258L211 259V260H208V262L211 264L212 261ZM218 260H219V257H218ZM223 260H225V259H223ZM228 260V261H229ZM245 260V261H246ZM249 260H253L252 258L251 259H249ZM123 261V260H122ZM126 261V262H127ZM173 261V260H172ZM183 261V260H182ZM220 261V260H219ZM221 261H222V259H221ZM227 261V260H226ZM225 261V262H226ZM227 261V262H228ZM244 261V260H243ZM248 261V260H247ZM254 261V260H253ZM256 261H257V259H256ZM171 262V261H170ZM207 262V261H206ZM205 262V263H206ZM252 261H249V264H254L253 262L251 263ZM4 263V262H3ZM6 263V262H5ZM4 263V264H5ZM76 263V262H75ZM74 263V264H75ZM166 263V264H167ZM176 264H177V262H175ZM186 263V262H185ZM184 263V264H185ZM190 263V262H189ZM204 263V264H205ZM232 263V262H231ZM230 263V264H231ZM170 264V263H169ZM174 264V263H173ZM182 264V263H181ZM188 264V263H187ZM220 264V263H219ZM226 264V263H225ZM227 264H229V263H227ZM239 264V263H238ZM247 264H248V262H247Z\"/></svg>",
  "mask_w": 264,
  "mask_h": 264
}]
</instances>
